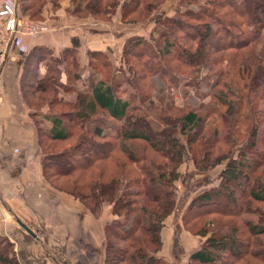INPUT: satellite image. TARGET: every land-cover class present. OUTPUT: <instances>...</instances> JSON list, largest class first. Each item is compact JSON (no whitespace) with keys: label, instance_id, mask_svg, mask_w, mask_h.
I'll use <instances>...</instances> for the list:
<instances>
[{"label":"trees","instance_id":"obj_1","mask_svg":"<svg viewBox=\"0 0 264 264\" xmlns=\"http://www.w3.org/2000/svg\"><path fill=\"white\" fill-rule=\"evenodd\" d=\"M78 1L75 6L83 7L82 13L99 15L102 11L101 7L106 11L115 0L98 2L91 0L90 3H87V0ZM221 3L228 5L223 12H217L206 1L202 6L199 5V12H192L189 16L199 20L201 26L205 27V31L198 37L200 46L206 45L208 41L209 31L212 30L211 22L218 24L221 32L220 41L213 49L220 56L216 57L218 60H210L209 63H223L228 67L226 74H233V77L225 80L226 82L221 85L220 78L224 70L215 71L219 74H214V83L210 91L212 94L216 89V93L212 94L213 97L211 101L209 100L211 104L205 115L213 113L214 116L219 117L218 122L209 119L205 128L204 117L192 109L177 116L180 133L185 131L190 135L202 125L198 135L195 137L188 135L185 137V142L171 136L165 129L164 125H171L170 117L164 116L162 117L164 121L158 122L147 119L149 127L159 136L157 140L151 139L144 131L132 127L136 120L140 119L135 112L136 109L143 107L147 97H151L152 90L147 91L154 84L153 76L164 75L160 67L164 61L159 49L164 48L167 52L172 46L167 37L168 30L159 27L150 32L151 38L157 41L154 40L156 44L144 39L135 40L139 44V49L133 55L129 54L128 49L126 51V47L124 48L120 64L133 58L141 66L136 70L137 75L133 76L131 84L125 77L127 81L125 83L129 84V88L123 85L122 78H116L109 50L88 52L87 68L90 70L84 79L89 81L86 80L84 87L76 86L81 78L75 57L65 66L66 79L59 82L58 89L74 92L76 100L65 103V106L71 107L70 113L61 110L57 114L55 126L48 135L51 141L62 142L69 137L70 132L73 134L76 131L82 140L85 139L86 134L102 139L105 136L118 139L120 137L124 142L132 143L138 139L145 141L153 152L163 159L157 162L152 155L147 159L146 156L138 154L133 145L131 148L128 145L130 143L126 144V142L119 146L118 151L121 154L115 157L113 166H110L109 162L105 165V159L108 158L111 150L110 145L102 146L100 151L93 153L91 149L98 145H94L91 141L88 144L94 146L91 149L86 148V151L89 150L88 155L83 156L72 151L85 145L81 141H76L75 145L67 146L60 152L59 156L68 158L71 164L78 163L74 165L75 168H71L85 175L79 176L81 182L80 185L76 183L77 190L68 188L67 191L76 198L79 197L92 215L98 213L97 209H100L102 203H112V214L118 217L131 216L129 226L112 228L114 231L107 232L108 236H117L119 240L116 241L123 242L124 245L122 248L114 246L111 248L109 246L111 240H107L106 247L110 248L109 252L112 251L113 255L112 261H109V258L106 261L105 258L104 264H167V260L159 254L163 245L161 232L165 219L177 209L176 182L181 177L178 168L186 158H190L197 171L203 175L216 165L220 168L217 183L211 185L198 183V186L202 185V187L194 192L184 208L183 226L191 234H196L200 241L199 246L190 254L188 264H236L246 258L247 264H264V243L258 238L260 234H264V210L258 211L259 217L252 207L255 203L264 204V131L261 136L262 142L257 138V131L264 124V18L253 20L246 17L250 13H255L260 4L258 7L256 4V7L251 6L248 0H241L242 4L239 0H222ZM43 4L44 2H40L39 8ZM145 10L149 9L145 8ZM127 14L124 12V16ZM142 15L144 14L141 13L139 17ZM176 28L179 29V25ZM153 32L155 35H152ZM243 35L245 38H242ZM126 40L127 38L125 42ZM160 45L161 47H157ZM255 45L259 50H255ZM246 46H249L250 50L240 54L238 50L242 51ZM207 47L212 49L213 43ZM208 51H205V54H208L203 61L205 63H208L207 59L210 58L211 53ZM200 55L203 53L200 52ZM49 70L52 74H47L46 78L50 79L56 72L51 68ZM98 75V80L94 82ZM170 82L173 80L168 79V83ZM51 103L48 102V105ZM148 103L155 105L156 102L148 101ZM167 108L166 111L172 107ZM97 113L109 119L108 122L119 125V130H111L106 123L104 125L108 129L103 126V120L95 117ZM92 117L95 118L90 119ZM162 131L167 133L168 140L164 139ZM240 132L244 134L242 138L247 136L244 145L231 151L230 146L227 145L234 144V136L241 135ZM222 147H226V151L222 150ZM46 156L44 151L41 158L42 169L46 166ZM94 160L103 163L95 165V172L87 173L85 170L88 171ZM59 164L60 162L56 163L55 172L52 171L55 175L72 174L73 169H63ZM132 184L137 187L130 189ZM222 217H230L234 220L223 223L222 226L217 221ZM186 223L190 225L188 228ZM111 225H105V229L108 230ZM194 226L196 230L193 232ZM240 228L246 230L248 237H239L237 231ZM0 264H19L11 242L4 237H0Z\"/></svg>","mask_w":264,"mask_h":264},{"label":"rangeland","instance_id":"obj_2","mask_svg":"<svg viewBox=\"0 0 264 264\" xmlns=\"http://www.w3.org/2000/svg\"><path fill=\"white\" fill-rule=\"evenodd\" d=\"M99 0H95V2H98ZM114 1V0H113ZM207 3H210L216 9L217 12L219 11H225L226 8H228L227 4H222V0H217L216 3L215 0H206ZM205 0H115L114 4L109 6L110 8H107L106 11L103 10L101 7V14L99 15H92V14H84L82 13L83 7L75 6L78 0H12L9 4L12 5L15 11V15H17V21L20 24H24L25 22L27 25H31V28L33 29L34 25H40L42 27V30L38 33L41 34L44 32V30L47 28H53L61 26L62 23H70L73 21H85L82 26H79L80 29H76L77 34L74 35L78 38V42H80L79 46V56L82 59L83 67L80 69H77V71L80 73L81 81L79 80V86H83L84 78L89 74V68L84 67V62L88 59L87 55L85 53L88 51V48H94L91 46H94V42H96V47H100L102 45H108L111 44L113 47L109 50L110 56H112L113 60V66H114V72L117 77L122 78L123 85L127 88H129V84L132 83L133 76L137 75L136 70L139 69L141 66L138 64L136 59L131 58V60H126L123 64H120V61L122 58V51L126 47V51L128 49L129 54L136 52L139 47L136 43V41H140V39L151 41V44H156V40L151 38L150 32L154 31L157 28H164V30H168V35L171 47L169 48V51H165L164 48L159 49V54L163 57V64L160 66L163 71L164 75H158L156 74L153 76V83L151 85V88L147 92H151V97H147V101L144 102L143 107H140L139 109H136L137 116L140 117V119H137L136 122L133 124L132 127H135L136 129H140L144 131L148 136L151 137V139H159V136L153 131L151 127L147 124V119L149 121H162V117H170V124L167 125L166 121L164 126L167 131L170 132L171 136L178 137L181 142H185V137H187L189 134H187L185 131L179 132V125L180 123L177 120V116L181 115L182 113H185L187 111H190V109L197 111L198 114H200L202 117H204L205 125L211 120H215L218 122L219 117L214 116L213 113H208L210 115L206 116L205 113L208 112L206 110L210 107V99L212 94L216 93L215 90L212 92L210 91V87L212 83H214V74L218 75L219 73L215 72L218 70H224V73L222 77L220 78V83L223 85L228 79H232L231 74L228 73L227 68L223 63H209L210 60H218L219 53L216 54L214 51L216 48V44L218 41H220L219 36L221 35V32L219 31L218 24H216L214 21L211 22L212 24V30L209 31L208 34V41L206 42L207 46H211L213 43V47H207L206 45L200 46L199 45V39L198 37L201 36L202 32L205 31V27L199 23V20L196 18L189 16L192 12H199V5L202 6L203 2H206ZM24 2V3H23ZM40 2H44L43 6H38ZM87 3H90L91 0H87ZM85 2V3H86ZM241 0H239V3ZM249 5H257V7L260 4V7L256 12L248 14L246 17L250 19H263L264 18V0H248ZM23 3V4H22ZM242 4V3H240ZM255 5V7H256ZM83 6V3H82ZM98 6V4L96 5ZM145 8H148L149 10L146 11ZM261 10V11H260ZM145 11V13L143 12ZM124 12L128 13L127 16H124ZM261 12V13H260ZM143 13L144 15H139ZM159 18V19H157ZM23 19L25 21L23 22ZM133 22H131L132 20ZM88 21V25L86 26V22ZM130 21V22H129ZM90 23H92V27L90 26ZM179 25V29L176 28V26ZM69 30V28H67ZM34 31V30H33ZM38 33H34L31 35H35ZM152 35H155L154 32ZM127 38L129 44L126 46V43L128 42L125 39ZM154 37V36H153ZM242 38H245L243 35ZM136 40V41H135ZM156 42H155V41ZM94 41V42H93ZM134 42V43H133ZM154 42V43H153ZM200 46V47H198ZM157 47H161L157 46ZM209 50L210 52V58L208 63L203 62L205 60V57L208 55L205 54V51ZM250 50L249 46H246V48H243L242 51L238 50L239 53L246 52ZM255 50H259L258 46L255 45ZM155 51V50H154ZM213 51V52H211ZM200 52L203 53V55H200ZM35 53V52H34ZM155 54V53H154ZM42 56V55H41ZM68 60L72 61L71 54L67 55ZM159 57V56H157ZM43 58H40L37 60V63L35 62V74L32 76H29L31 79L24 81V95L31 94L33 92L34 98L30 100L31 102L34 101L35 105L43 106L45 109L44 111L48 110L49 113L59 114L61 110H67V112L70 113L71 107L65 106V103H72L76 100V94L72 91L64 92L59 91L58 84L56 83L57 80L55 78L57 77V73L53 75V77L46 78L47 74H52L50 70L44 71L43 66L45 64V61ZM214 62V61H213ZM40 66L42 69H39ZM140 66V67H139ZM120 69V70H119ZM122 70V72H121ZM99 72V71H98ZM40 73V78H38V74ZM45 73V74H44ZM44 74V75H43ZM136 74V75H135ZM128 80L129 84L125 83L127 82L125 80ZM99 78L96 76L95 80ZM147 79V77H146ZM169 80H173V82L168 83ZM192 83V85H191ZM190 84V85H189ZM121 87V85H120ZM218 89V88H217ZM211 94V95H210ZM84 98V97H82ZM151 98L153 100H151ZM210 100V101H209ZM213 100V98H212ZM150 102H156L155 105H150L148 103ZM48 102H52L51 105H48ZM48 105V106H47ZM168 106L172 107L170 110L166 111ZM209 106V107H208ZM220 107V106H219ZM221 108V107H220ZM222 109V108H221ZM165 111V112H164ZM164 112V113H163ZM66 117V116H65ZM71 117V116H70ZM99 120H103L102 124L107 128V126L111 130H119V125L115 123L108 122L109 119L103 118L104 116H100V114L97 113V116H95ZM95 117H92L90 119H94ZM210 117V118H209ZM162 118V119H161ZM67 119V118H66ZM89 119V120H90ZM218 119V120H217ZM221 120V119H220ZM42 122V120H39ZM67 121V120H66ZM164 121V120H163ZM71 122V121H70ZM104 123L107 124L104 125ZM264 123V122H263ZM40 125V124H39ZM49 123L46 125L43 123L41 125L40 130L43 129V127L47 128ZM86 125V122H85ZM148 125V126H147ZM201 125V124H200ZM87 126V125H86ZM208 125L205 126V128ZM40 127V126H39ZM201 127L196 128L194 132H191L189 137H195L198 135L199 130H201ZM204 128V129H205ZM108 129V128H107ZM264 131V124L260 129L257 131V138L260 139L262 142V134ZM80 132V131H79ZM164 139H167V133L162 131ZM45 131L42 130V134L40 137V144L41 147H43V150L46 152L47 158L45 160L46 166H43L42 173L44 175L45 181L52 187L54 190L65 193L66 196L70 199V201L74 202L76 204V207L82 208L85 214H90V211L87 209L83 201L78 197L76 198L74 195L69 193L67 190L73 189L78 185H80V177L79 176H85L81 175L82 172H79V170H74L73 168L74 164L71 161L68 160V158L61 157L60 152H62V149H64L67 146L75 145L76 141H81L85 143V145L81 147H77L73 149L72 151L76 153H80L83 156L88 155V151L85 149H91L92 146H94L91 151L95 153L96 151H100L102 146H109L110 145V151L108 153V158L105 159V165L109 162L113 166L115 157H119L121 152L118 151L119 146H121L123 143L126 142L130 143L128 144L131 148L132 145L135 147V151L138 154H142L146 156L148 159L150 155H152L155 158V161L160 162L163 161L161 157L156 155L151 147L146 144L145 141L141 140H134L133 143L131 141H123L120 137H107L105 136L103 139L98 137H93L91 134H86L85 139L82 140L78 136V131L70 132L71 134L69 137H67L66 140H62V142H56L51 141L48 138L49 132L47 135H44ZM241 135L234 136L235 142L234 144H228L227 146H230L231 151H235L236 149L240 148L241 145H244V140L247 138V136L242 138V132H240ZM187 134V135H186ZM82 135V133H81ZM186 135V136H185ZM108 140V141H107ZM91 141L94 142V145L91 146L88 144ZM168 142V141H166ZM90 146V147H89ZM222 150L226 151V147H222ZM43 151V152H44ZM43 156V154H42ZM60 162L59 165L62 166L63 169L71 168L73 169L72 174L70 173H63L55 175L52 171L55 172V164ZM103 161H95L91 166H89L88 171L85 170L87 173L95 172V165L102 164ZM180 170L181 177L178 179L177 184V192H176V198H177V206L176 210H174L173 216H169L170 218L167 219V222L164 225V228L161 232V237H169L168 241L173 239L172 236V229L171 226H174L176 224L183 226V220L182 216L184 215L185 206L187 203L191 200V197L193 196L194 192L198 190V188L202 187L198 186V183L200 185L203 183L206 184H216L219 176V165H216L213 167V169L209 170L207 174L203 175L201 172L199 173L197 169L194 167V163L190 158H186L184 162H182L178 168ZM46 173V174H45ZM105 178V177H104ZM133 186L129 187L130 189H135L137 186L132 184ZM69 188V189H68ZM78 188V187H77ZM75 188V190H77ZM240 190V188H238ZM241 198V197H240ZM249 203V201H247ZM112 203H102L100 209L98 208V213L96 215H92L93 218L87 219V225L88 228L94 229L93 231H89L88 228H86L84 231H87V234L94 232V239L93 241H104V251H102V247L100 244H96V255H99L100 258H106L109 261L111 260V256L113 255V252L110 251V248L107 249L106 244L108 246V243H106L107 240H111L109 243V246L112 248L114 246L115 248H122L124 243L120 242L118 243L116 240H119V238H116L117 236H108L107 232L112 230V228H126L129 226L131 222V216L130 217H124L121 215V217H118L115 214H112ZM255 212L258 213L259 217L260 214L258 211H261L260 209L264 210V204L263 203H255L252 205ZM78 209V208H77ZM190 212L188 213V215ZM88 215V216H90ZM258 217V216H257ZM233 218L228 217H222L221 219L217 220L218 224L223 226V223L232 222ZM261 220V219H260ZM239 222V221H238ZM112 224L108 230L105 229V225ZM187 228L190 226L188 223H186ZM239 227V226H238ZM243 227V226H242ZM183 229V230H182ZM83 230V229H82ZM96 230V231H95ZM180 233L178 232V237L176 240L175 250H172L171 253V259L170 263L172 264H184L183 257L181 256L182 251L184 250L185 244H190L187 239H183L185 241L182 243L181 235H189L190 239L194 240V238L184 230V228H179ZM196 230V227H192V231L194 232ZM114 231V230H112ZM245 229L240 228L237 232L239 233V237H248L245 233ZM97 232V233H96ZM86 234V233H85ZM85 234L77 236L75 240L71 239L70 243H79V242H87L84 240L86 238ZM98 235V236H97ZM196 235V234H194ZM193 235V236H194ZM197 236V235H196ZM83 237V239L81 238ZM109 237V239H108ZM91 238V237H90ZM259 239L262 240L264 243V234H260L258 236ZM70 240V239H69ZM172 241V240H171ZM112 242V243H111ZM259 248V247H258ZM116 251V250H115ZM252 251V250H251ZM174 253H177V257L175 258L173 255ZM264 253V252H263ZM179 256V257H178ZM101 258V259H103ZM247 260V258H246ZM245 259H242L238 261L236 264H247V261ZM263 264V263H259Z\"/></svg>","mask_w":264,"mask_h":264},{"label":"crops","instance_id":"obj_3","mask_svg":"<svg viewBox=\"0 0 264 264\" xmlns=\"http://www.w3.org/2000/svg\"><path fill=\"white\" fill-rule=\"evenodd\" d=\"M10 2L12 0H0V7ZM84 22L62 23L61 26L45 29L41 34L31 35L22 29L26 22L22 25L19 22L14 32H7L3 28V16L0 15V237L11 242L19 264H104L105 261L95 251L96 244L103 246L102 251L105 250L104 241H93L94 232L87 234L84 231L85 226L88 228L87 219L93 216L83 213L84 210L76 207L64 192L50 187L42 173L43 147L40 137L42 130L45 131L44 135L53 130L57 114H48L43 106L38 107L34 101L31 102L33 92L26 97L24 95V81L35 74V62L40 58H47L43 66L45 73L50 68L57 73V84L66 79L64 70L70 61L68 54H72V59L75 57L78 69L83 67L78 53L80 42L74 35ZM86 26H89L88 21ZM90 26H93L92 23ZM91 47L94 48H88L85 55L88 56L89 51L113 48L111 44L98 48L96 42ZM88 59L84 62L86 69ZM86 80L82 81L83 86H79L77 81L76 86H86ZM97 80L94 79V82ZM43 123L49 125L40 130ZM18 219L35 236L25 231ZM179 228H184L191 235L181 224H176L171 226L172 241H168L169 237H161L163 245L159 254L167 260V264H172L169 262L170 255L175 250ZM79 234H85L84 240L87 242L70 243ZM191 236L194 240L189 235L179 238L182 243L185 242L183 239L190 241L188 245L184 243L181 254L184 264H188L190 254L200 243L198 236ZM173 256L176 258L177 253Z\"/></svg>","mask_w":264,"mask_h":264},{"label":"built area","instance_id":"obj_4","mask_svg":"<svg viewBox=\"0 0 264 264\" xmlns=\"http://www.w3.org/2000/svg\"><path fill=\"white\" fill-rule=\"evenodd\" d=\"M0 15L3 16V28H4V30H6L9 33L14 32L16 30L18 21H17V15H15V11H14V8L12 7V5L9 3H4L0 7ZM37 27H39L38 28L39 31L42 30V27L39 24L34 25L33 29L31 28L30 24L29 25L24 24V26H22V29L25 33L34 34V33H38ZM0 64H1V62H0Z\"/></svg>","mask_w":264,"mask_h":264},{"label":"water","instance_id":"obj_5","mask_svg":"<svg viewBox=\"0 0 264 264\" xmlns=\"http://www.w3.org/2000/svg\"><path fill=\"white\" fill-rule=\"evenodd\" d=\"M19 225L22 226V228L27 231L30 235L35 236V233L33 231L30 230V228H28L22 221H20L19 219L17 220Z\"/></svg>","mask_w":264,"mask_h":264}]
</instances>
